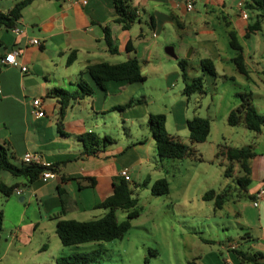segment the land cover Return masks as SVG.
Returning <instances> with one entry per match:
<instances>
[{"label":"crops","instance_id":"1","mask_svg":"<svg viewBox=\"0 0 264 264\" xmlns=\"http://www.w3.org/2000/svg\"><path fill=\"white\" fill-rule=\"evenodd\" d=\"M19 1L0 0V13H8ZM115 2L116 0H34L23 10V17L17 26L21 31L18 35L12 30L0 29V143L9 150L13 163L17 166L22 165V156L30 152L56 167L54 177L46 183L41 180L29 183L24 178L0 174L2 182L9 186L19 184L18 189L22 191L20 196L14 193L11 197H5L1 194L0 199L4 222L8 214L15 219L14 225L18 229L25 226L29 232L32 228L37 231L43 227L45 220H50L52 230L56 232V218L59 216L64 220L76 221L86 220L84 218L89 216L103 217L106 212H97L101 209H96V206L112 195L114 183L121 179L120 171L124 168L129 169L130 183L133 182L134 186V171L138 168L141 183L137 186L148 182L146 189L150 191L152 185L162 179V173L149 164L151 150L157 157L148 127V117L152 113L142 109V113H138L135 105L139 95L137 89L145 82L132 85L109 82L103 91L96 88L87 75L88 65L100 62L119 64L137 58L141 63L142 74L149 78L150 73L145 71L149 72L156 60L161 58L159 54L165 53L168 48L165 47L164 52L158 48L159 43L168 39L167 34L180 42L201 34L210 36L214 29L207 16L220 12L223 14V21L230 31L236 33L237 38L239 34L247 38L246 29L254 25L262 15V12L249 8L252 0L238 3L235 19L230 15L226 0H196L192 11L179 0H128L127 6L136 11L139 19L130 30H125L121 24L116 23ZM241 3L247 14L246 19L239 8ZM252 14L256 20L251 24L247 20ZM261 30L251 35L260 33ZM107 37L116 53L110 52ZM33 39L39 40L41 45L31 44ZM203 42L205 41L202 44ZM203 51L206 56L203 60L209 59L213 63L214 60H223L215 39L206 41ZM13 52L19 54L18 66L2 65L1 61ZM72 52L76 53V59L69 65L68 59ZM194 53L199 52L193 48L191 54ZM254 54L258 57L255 48L248 52L244 49L247 70L248 58L252 59ZM178 60L182 59L177 56L176 62ZM254 62L262 68L256 71V75L263 77L264 68L260 62ZM22 67L27 71L22 72ZM160 67L162 68V60ZM173 67L174 64L166 67L168 71L163 74L166 80L176 73L177 70ZM83 79L95 88V94L70 99L63 106L55 90L80 92L79 85ZM260 81L264 86V79ZM35 99L43 101V118L32 113V102ZM131 101L134 102L131 108L117 109L125 107ZM109 121L112 126L117 124L116 128H120L118 138L97 154L85 155L79 137L85 133H95L100 140L106 136L112 138L114 129ZM166 129L171 136H175L168 129V120ZM132 132L134 134L131 135ZM179 132H183L182 125L175 134ZM259 141L258 139L252 145L256 156L249 162L251 184L245 191V196L250 198V202H239L238 208L229 211L238 224L234 237L226 236V241L220 243L219 252L213 248L203 251L196 257L197 264H244L238 252L249 255L259 253L264 256V195L259 201V207L253 205L256 195L264 190V153L259 149ZM257 150L261 152L258 153ZM221 165L225 167L224 163ZM59 188L66 193L64 206ZM26 203L27 206H23ZM34 207L37 208V216L33 220L29 219L27 224L24 223L28 210ZM225 208L223 205L220 210ZM21 228L19 231L16 229L12 237L5 240L8 245L0 256V264L8 255L12 244L15 251L11 256L22 264L31 239L20 234L25 230L21 231ZM211 242L212 239H204L202 244L211 247ZM31 250L45 255L49 248L43 245ZM78 251L76 247L58 246V253L51 250V258L55 263L60 257L82 253Z\"/></svg>","mask_w":264,"mask_h":264},{"label":"rangeland","instance_id":"2","mask_svg":"<svg viewBox=\"0 0 264 264\" xmlns=\"http://www.w3.org/2000/svg\"><path fill=\"white\" fill-rule=\"evenodd\" d=\"M245 1L226 0L232 19L236 18L238 3ZM222 15L217 12L207 16L214 29V32H210V36L201 34L180 42L175 41L170 37V34H167L168 39L159 43L158 48L162 50H160L161 52L165 51V47H171L179 59L188 61L187 82L183 80L176 60L167 55L166 51L159 54L161 58L156 60L149 72L145 71L150 74L145 83L137 89L139 95L135 105L138 108V113H142L140 112L142 109L152 114H164L168 120L170 133H174V137L188 145L193 155L183 160H160L151 150L149 164L162 173V179L165 178L169 182V195L152 196L149 189L140 187L134 189L133 182L129 183L134 189L133 197L138 199L137 209L140 216L132 221L131 229L124 238L108 243L92 242L76 246L79 249L78 252L82 253L99 251L98 264H191L194 261L197 264L196 257L199 254L208 248L219 252L220 243L226 241V236L233 238L236 229H238V224L235 222V218L231 217L229 211L238 208L239 202L249 203L250 198L245 196L246 193L237 183V179L241 177L240 166L237 163L231 164L233 167L231 177H225V168L230 164L226 157L227 148L252 146L259 139V149L264 153V130L260 134H256L244 126L231 127L227 124V115L239 106L241 99L238 94H251L253 104L258 112L264 113V86L260 81V79H264V76L256 75V71L262 68L255 65L254 62V60L260 62L264 68V19L260 33L251 35L249 39L240 34L238 37V41L244 46L246 52L254 48L257 51L258 57L254 54L252 59L248 58L247 71L252 78L250 80L239 73L233 62L237 52L230 47V29L223 21ZM255 20L256 17L252 14L247 21L252 24ZM209 39L216 40L223 59L222 61L214 60L216 78L203 74L200 65L203 58H206L203 48ZM202 41L205 42L202 44ZM193 48L199 53L192 55ZM160 60H162V68ZM171 64H174L173 68L177 71L166 80L163 74L167 70L166 67ZM198 76L204 80V93L183 96L186 83H191L192 79ZM159 77L162 78L157 79ZM138 100L143 102L137 103ZM193 117L211 120L212 131L204 143L193 144L189 139L186 122ZM109 124L114 129L111 134V139L114 141L118 138L117 133L120 132V128H116L117 124L112 126L111 121ZM181 125L183 132L176 135L175 133ZM220 151H223L225 155H218ZM259 151L257 150L258 153L261 152ZM221 163H224L225 167ZM139 171L138 168L134 171L136 185L141 183ZM210 190L225 195L224 205L226 208L224 210L216 208L215 200L205 201L203 199ZM13 197L16 199V196ZM23 206L26 207L27 203ZM103 211L106 212L105 209L97 212ZM36 216L37 208H30L24 223L27 224L29 219L33 220V217ZM116 216L119 222L127 219V213L122 210H117ZM42 217H44L43 213ZM91 217L94 216L84 218L86 220L83 221L98 219L99 216ZM14 222L15 219L10 218L7 214L3 231L0 233V256L8 245L5 240L11 238L15 230L19 231L22 227L16 228ZM44 225L45 228L42 227L37 231L32 228L30 232L25 226L21 228V231L25 230L23 234H20L31 239V245L26 247L27 253L22 259V264H55L51 258V250L58 253V246L63 245H60L56 232L52 230L51 221L45 220ZM204 239H212L211 247L202 244ZM43 245L49 248L45 255L31 252V249L35 250ZM9 248L10 251L2 264H19L11 256L15 251L14 244ZM218 257L220 256L218 255Z\"/></svg>","mask_w":264,"mask_h":264},{"label":"trees","instance_id":"3","mask_svg":"<svg viewBox=\"0 0 264 264\" xmlns=\"http://www.w3.org/2000/svg\"><path fill=\"white\" fill-rule=\"evenodd\" d=\"M34 0H20L6 14L0 13V29L13 30L18 26L22 19L23 10L30 5ZM182 2L196 0H179ZM128 0H116L115 8L117 13L116 23L121 24L123 29L130 30L131 26L139 19L136 11L127 6ZM250 9L262 12L254 25L248 28L246 37L260 31L261 19L264 18V0H252ZM107 31V30H106ZM142 36V35H141ZM230 47L237 52L233 59L235 66L240 74L250 79L249 72L246 69L244 49L238 41L237 35L233 31H229ZM109 50L111 53H116L111 48L109 37L106 38ZM130 50V49H129ZM76 59V53L72 52L68 59L70 65ZM183 76V80L187 82L188 61L185 59L177 62ZM203 74L216 78V69L212 60L204 59L200 62ZM86 73L94 82L95 87L103 91L106 90V85L109 82H123L127 84H139L146 81V77L142 74L141 63L137 58L129 59L119 64H110L108 62H100L90 64L86 68ZM80 92L71 93L64 90H55V94L64 106L70 99L84 98L95 94V88L86 80L80 82ZM184 95L189 96L193 93H204V80L201 76L192 79L191 83H186ZM241 99L239 106L233 109L228 117L227 124L231 127L244 126L247 130L256 134H260L264 130V115L260 114L253 104L251 94H238ZM138 100L137 103H142ZM134 102H130L125 107L117 109L131 108ZM167 117L164 114H150L148 117V127L151 137L155 144V151L160 160L172 159L183 160L192 156L190 147L182 143L179 139L171 136L166 129ZM187 129L189 131V139L191 143H204L211 134V120L200 117H193L187 120ZM83 144V153L88 156L97 154L101 149H104L108 143L112 142L107 136L100 140L95 133H85L79 137ZM218 155H225L220 151ZM256 156L252 146H244L240 148H227L226 157L230 164L225 168V177H231L233 167L231 164L237 163L240 166L241 177L237 179L239 187L245 192L251 184V167L250 160ZM55 166L50 169L55 171ZM47 170L45 167L38 165L17 166L13 163V157L9 150L0 143V174L6 173L15 178H24L29 183H34L39 180L41 175ZM148 182L141 186H135L134 189L146 188ZM19 188V184L7 185L0 180V194L5 197H11ZM133 188L129 182L120 179L114 183V190L101 204L96 206V209H105L106 213L103 217L90 221L64 220L61 217L56 218V234L64 247H76L85 243L92 242H112L122 240L127 232L131 229L132 221L140 216L137 209L138 199L133 197ZM61 203L65 204L66 193L58 189ZM151 195L160 197L169 195L170 185L167 179L157 180L151 187ZM203 199L205 201L215 200L217 209H221L225 203V195L217 194L214 190L208 191ZM122 210L127 213V219L119 222L116 216V211ZM4 214L0 209V233L3 231ZM240 260L244 264H264V256L257 253L249 255L246 253H237ZM100 260V252L95 250L88 253H76L68 256H63L56 259L55 264H98ZM193 264V263H191Z\"/></svg>","mask_w":264,"mask_h":264},{"label":"built area","instance_id":"4","mask_svg":"<svg viewBox=\"0 0 264 264\" xmlns=\"http://www.w3.org/2000/svg\"><path fill=\"white\" fill-rule=\"evenodd\" d=\"M67 1H73V0H67ZM185 4H186V7L189 11H192L194 9V5H193L192 1L185 2ZM243 7L244 6L242 3L239 4V8L242 11L243 18L246 19L247 14H246V11L243 9ZM12 32L14 34L18 35L21 31L18 27H16L12 30ZM31 44L36 45V46L41 45L40 41L37 39L31 40ZM18 56H19L18 52L10 53L5 57V59L3 61H1V64L2 65H8V66H18V61H17ZM21 71L26 72L27 69L25 67H22ZM32 113L38 118L45 117V112L43 110V101L41 99L33 100V102H32ZM21 162H22V164H25V165H38V166L47 168V170H45V172L41 175V177L39 179L44 183L48 182L50 179H52L54 177V173L50 169L52 167V165L45 163L43 161V159L37 154L27 152L22 156ZM120 177L122 179H124L126 182H129V183L131 182L130 171L127 168H124L120 171ZM15 194L20 196L22 194V191L17 189L15 191ZM263 195H264V190L260 191L256 195V198L253 201V205L255 207H259V201L261 200Z\"/></svg>","mask_w":264,"mask_h":264},{"label":"water","instance_id":"5","mask_svg":"<svg viewBox=\"0 0 264 264\" xmlns=\"http://www.w3.org/2000/svg\"><path fill=\"white\" fill-rule=\"evenodd\" d=\"M166 54L169 55L170 57L174 58L175 60H177V56H176L175 51H174L173 48L168 47L166 49ZM20 202H22V198L20 199Z\"/></svg>","mask_w":264,"mask_h":264}]
</instances>
